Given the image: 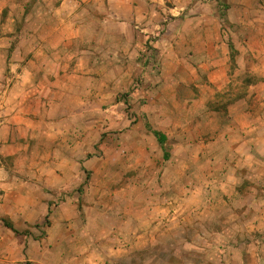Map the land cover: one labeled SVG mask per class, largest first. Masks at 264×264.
I'll list each match as a JSON object with an SVG mask.
<instances>
[{
	"label": "rangeland",
	"instance_id": "obj_1",
	"mask_svg": "<svg viewBox=\"0 0 264 264\" xmlns=\"http://www.w3.org/2000/svg\"><path fill=\"white\" fill-rule=\"evenodd\" d=\"M37 1L16 0L0 12V42L11 44L9 57L24 42L59 41L56 35L47 34L43 39L36 40L35 36L27 33L29 27L34 29L38 26L40 12L47 17L44 6L41 8ZM218 1L219 12L225 16L229 6ZM253 4L257 12L264 10V0ZM255 22L263 25L259 20ZM180 29L175 18L160 19L157 32L144 38L142 47H136V63L126 62L124 66L117 64L121 62V53L126 51H107L104 48L105 36L93 52L95 60L92 63L86 60L85 51L81 49L83 44L80 43L91 40V35L73 39L68 51L49 52L45 70H41L43 73L39 80L27 91V103H36L40 97L42 112L47 106L52 110L51 118H68L64 120L65 124L72 123L77 128L75 146L70 143L67 146L64 141L66 126H61L64 123L50 122L41 124L42 144L34 151L40 154L42 160L48 157L47 162L37 161L39 156L37 160L30 161L31 157L29 160L25 157L26 152H15L7 157L0 151V182L8 181L9 174L16 173L20 179L26 177L29 183L31 172L42 168L53 188H46V208L43 204L34 203L40 198L37 188L30 189V194H27V187H24L26 193L15 195H8L5 189L0 188V264H42L40 257L43 252H47L52 264H75L82 255L79 248H85L84 253L89 252L87 247L90 244L74 239L89 232L85 228L89 213L87 204H107L116 209H145L169 197L176 207L179 205L180 194L167 196L166 191L159 188L173 186V181L183 186L187 180L171 178L173 171H183V164L168 169L165 152L170 154L173 146L167 136L161 145L153 130H158L155 127L160 125L171 135L169 127L175 132L183 127L182 109L190 93L185 80H190L194 68L190 66V50L184 44ZM256 31L259 32L237 36L234 30L226 28L225 40L233 47L235 40L247 39L255 48L262 50L264 28ZM231 49L235 57V48ZM54 56H60L63 61L72 56V61L68 67L65 65V70L62 67L59 69ZM111 56H116L118 61L111 60ZM259 61L262 60L256 59L257 64ZM77 62H82L84 75H74L77 68L81 70L75 66ZM58 70L62 76L56 77L54 74ZM197 70V73H202ZM69 73L70 76H67ZM36 74L40 72L35 70ZM238 76L244 79L247 74ZM262 79L255 74L257 83ZM238 86L242 89L241 85ZM151 92L153 97H149ZM35 96L38 97L30 101ZM222 101L227 106L235 99L228 97ZM173 108L182 111L177 113L176 122L172 120L171 123L168 113ZM149 113H155V117H149ZM176 135L171 138L172 142L177 141L178 132ZM28 149L31 152L33 146ZM161 151L164 155L159 160L157 155ZM177 151L182 154L181 149ZM63 152L80 159L78 168L75 163H57ZM60 175L64 176L63 179ZM258 181L254 188L252 184L245 183L239 194L231 196L232 203L227 210L222 209L217 215L211 213L212 217L208 215L203 220L195 217L186 220V226L177 227L176 241L172 245L159 244L157 249H146L139 256L143 262H149L157 255L164 262L172 256L170 261L227 264L233 254L231 252L238 249L248 253L247 257L237 259L238 264H264V179ZM28 206L33 209H27ZM200 234H208L209 242H205Z\"/></svg>",
	"mask_w": 264,
	"mask_h": 264
},
{
	"label": "crops",
	"instance_id": "obj_2",
	"mask_svg": "<svg viewBox=\"0 0 264 264\" xmlns=\"http://www.w3.org/2000/svg\"><path fill=\"white\" fill-rule=\"evenodd\" d=\"M13 1L16 0H0V12ZM220 1L229 6L225 16L219 12L218 0H38L41 8L44 6L47 17L40 12L38 26L34 29L29 27L27 33L35 36L36 40L43 39L47 34L56 35L59 41L24 42L15 48L11 57V44L0 42V151L7 157L15 152H26L28 160L29 157L30 161L37 160L39 156L37 161L44 163L49 158L42 160L40 154L34 152L42 144L41 124L64 123L61 126H66L63 136L67 146L69 143L75 146L74 133L77 130L72 123L65 124L64 120L68 118H51L52 110L47 106L42 112L41 99L37 98L39 95L30 99L37 98L36 103H27V91L37 83L43 73L41 70H45L49 52L68 51L73 39L91 35V40L80 43L83 44L81 49L85 51L86 60L92 63L95 60L93 52L105 36L104 48L107 51H126L120 55L121 62L116 63L124 66L126 62L136 63V47H142L144 40L157 32L160 19L175 18L178 27L183 28L180 33L190 50V66L194 68L190 80H185L190 93L182 109L183 127L176 131L178 137L175 142L171 141L177 136L173 129L169 127V135L163 126L155 127L165 133L173 146L169 150L168 169L183 164V171H173L171 178L187 180L183 186L173 181V186L159 189L166 191L167 196L180 194V203L176 207L166 197L145 209H116L107 204H87L89 213L85 228L89 232L74 239L90 244L87 247L89 252L84 253L85 248H79L82 255L75 264H190L170 261L172 256L164 262L157 255L155 259L143 262L139 255L146 249H157L159 244L172 245L176 241L177 227L186 226V220L194 217L203 220L208 215L212 217L211 213L217 215L220 210H227L232 203L231 196L239 194L245 183L252 184L254 188L258 180L264 179V49L258 50L247 39H237L233 43L236 53L233 58L231 46L225 40L226 28L234 30L237 36L259 32L256 29L264 28V10L257 12L253 7V3L260 0ZM183 14L185 16L181 17ZM36 19L37 15L34 21ZM255 20L263 22V25ZM115 57L110 59L116 62ZM53 59L59 69L62 67L65 70L72 56L65 61L60 56ZM256 59L262 61L257 64ZM75 66L81 68L82 62H77ZM197 69L202 73H197ZM35 70L40 74L35 75ZM75 71L77 76L86 73L83 68ZM233 71L235 74H232ZM243 74H247L244 79L238 78ZM255 74L263 77L259 83ZM54 75L62 76V72L58 70ZM238 85L242 89H238ZM149 97H153V92ZM228 97L235 101H229L225 106L222 100ZM44 104L47 105L46 102ZM182 110L178 112L173 108L168 113V120L176 122L177 113L181 114ZM148 115L155 117V113ZM30 146H33L31 152L28 149ZM178 149L182 150V154ZM163 155V151L159 152L158 159H163ZM57 159L58 164L75 163L77 168L80 163L76 155L64 152ZM30 175L31 182L27 183L26 177L20 179L16 173L9 174L8 181L0 182V188L5 189L8 195L30 194V189L37 188L40 198L34 203L43 204L46 208V190L53 189L48 175L42 168ZM59 177L63 179L64 176ZM24 187H27L26 192ZM30 208L28 206L27 209ZM207 235L199 236L209 242ZM231 253L227 264H238V258L248 256V253L238 249ZM40 260L42 264H52L47 252H43Z\"/></svg>",
	"mask_w": 264,
	"mask_h": 264
},
{
	"label": "trees",
	"instance_id": "obj_3",
	"mask_svg": "<svg viewBox=\"0 0 264 264\" xmlns=\"http://www.w3.org/2000/svg\"><path fill=\"white\" fill-rule=\"evenodd\" d=\"M231 48H233L232 45H231ZM233 58H234V56H233ZM149 128H151L150 125H149ZM153 133H154V135L157 137L159 143H160L161 145H163L164 142H165L166 139H167V138H166V135H165L163 132L159 131V130H153ZM169 157H170V154H168L167 152H165V160H168ZM7 226L10 227V228H12V229H14V227L11 226L10 224H7Z\"/></svg>",
	"mask_w": 264,
	"mask_h": 264
}]
</instances>
